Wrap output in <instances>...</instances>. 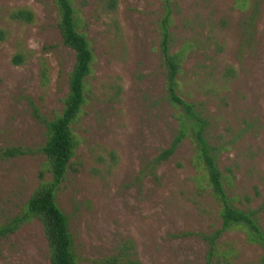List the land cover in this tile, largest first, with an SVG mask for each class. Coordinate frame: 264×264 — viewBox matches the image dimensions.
<instances>
[{
  "label": "rangeland",
  "instance_id": "rangeland-1",
  "mask_svg": "<svg viewBox=\"0 0 264 264\" xmlns=\"http://www.w3.org/2000/svg\"><path fill=\"white\" fill-rule=\"evenodd\" d=\"M69 1L93 55L86 101L71 125L74 155L52 189L76 264H206L220 205L197 167L192 134L154 164L190 123L168 102L163 0ZM170 8L177 94L206 124L231 206L254 211L264 235V0H170ZM16 9L31 11L32 22L12 20ZM57 22L53 0H0V151L39 150L62 110L75 57ZM52 182L41 153L0 159V226ZM215 244L228 264L260 263L261 246L240 230ZM0 264H51L37 220L0 237Z\"/></svg>",
  "mask_w": 264,
  "mask_h": 264
},
{
  "label": "trees",
  "instance_id": "trees-1",
  "mask_svg": "<svg viewBox=\"0 0 264 264\" xmlns=\"http://www.w3.org/2000/svg\"><path fill=\"white\" fill-rule=\"evenodd\" d=\"M58 11L57 27L60 31L63 44L74 52V65L69 74L68 93L63 101V107L59 114L47 124V139L42 148L36 151L19 147L6 148L0 151V159H11L35 153H41L47 165L48 172L53 177L52 183H46L36 189L30 197L25 211L12 219L5 226H0V237L14 234L24 224L37 220L43 228L44 236L50 254L51 264H76L73 254L72 239L68 222L62 212L55 205L52 189L63 177L66 166L74 155L76 142L71 125L77 119L85 104V79L90 73L93 61L92 51L84 35L77 30L74 10L69 0H53ZM164 13L158 24L160 41L159 48L166 73V89L168 102L171 106L180 109L183 117L190 123H186L182 131L176 137L174 144L163 150L154 160L158 165L165 162L187 134L191 133L197 154V167L204 176L206 185L211 190L212 196L220 205L221 228L213 236L208 237L209 249L206 255V264H214L221 259L227 261L226 252H220L215 244L221 234L227 231L240 230L246 235V240L251 244L260 245L262 256L259 264H264V235L253 218L254 211L249 214L233 208L228 199L223 184L222 176L216 163V149L211 147L205 137V122L195 113L194 106L180 99L176 91V77L181 67V57L178 53H172L171 26L172 11L170 0H163ZM14 21L31 23L33 14L28 9H16L10 13ZM4 39V32L0 30V40ZM22 56H15L13 64L22 63ZM229 73V71H227ZM41 80L47 81L45 68L40 72ZM119 260L106 261L105 264H116ZM226 264H228L226 262Z\"/></svg>",
  "mask_w": 264,
  "mask_h": 264
}]
</instances>
